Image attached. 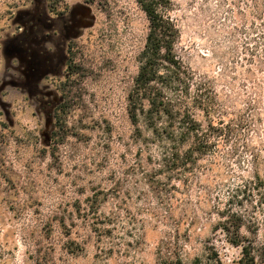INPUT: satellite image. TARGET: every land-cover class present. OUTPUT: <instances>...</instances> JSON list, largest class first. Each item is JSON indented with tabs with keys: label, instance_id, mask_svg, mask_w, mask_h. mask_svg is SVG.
Returning <instances> with one entry per match:
<instances>
[{
	"label": "rangeland",
	"instance_id": "obj_1",
	"mask_svg": "<svg viewBox=\"0 0 264 264\" xmlns=\"http://www.w3.org/2000/svg\"><path fill=\"white\" fill-rule=\"evenodd\" d=\"M171 2L177 53L198 76L221 95L233 93L230 82L242 98L264 94L245 75L250 0ZM50 4L67 14L53 15ZM148 31L137 0H0V264H158L164 246L193 264L207 240L223 264H239L241 249L212 232L218 216L209 211L252 174L250 154L228 145L189 186L157 175L149 132L128 113ZM62 101L65 128L52 142ZM255 106L261 121L249 142L264 158V101ZM254 235L264 246V226Z\"/></svg>",
	"mask_w": 264,
	"mask_h": 264
},
{
	"label": "trees",
	"instance_id": "obj_2",
	"mask_svg": "<svg viewBox=\"0 0 264 264\" xmlns=\"http://www.w3.org/2000/svg\"><path fill=\"white\" fill-rule=\"evenodd\" d=\"M137 2L147 16L149 31L128 95L130 120L139 132L142 121L149 132L143 138L151 146L147 145L149 149L157 151L158 170H161L157 175L166 172L170 177H183L187 186L198 178L203 164L215 159L219 150H225L228 145L236 149L241 146L249 152L252 174L241 177V181L228 191L225 200L217 196L218 201L209 212L218 216L212 232H223L228 243L241 249L239 264H264V246L257 244L254 235L264 226V169H261L264 158L249 142V131L255 129V121H261L260 115L255 113V105L264 101L261 99L264 94L252 97L247 93L242 98L243 95H238L235 90L236 83L230 82L233 93L221 95L212 79L198 76L177 53L181 30L171 15V0ZM49 6L54 13L61 11L53 4ZM250 15L253 44L245 46L250 63L245 75L254 84L252 88L257 95L256 90L264 88V0H250ZM72 45L71 41L69 74L76 67ZM233 49L236 52L237 48ZM222 69L226 73L229 67ZM259 72L263 75L259 76ZM237 99L244 100L247 106L236 113L228 112L229 104H237ZM65 107L66 103L62 101L54 109L52 142H57V129L65 128L62 118ZM197 110L203 112L206 124L197 117ZM228 114L230 117L226 119ZM115 219L119 220V216ZM207 242L204 257L195 256L193 264H223L214 243ZM158 258V264H170L173 258L178 264L182 263L181 251L174 253L165 246L159 247Z\"/></svg>",
	"mask_w": 264,
	"mask_h": 264
},
{
	"label": "flooded vegetation",
	"instance_id": "obj_3",
	"mask_svg": "<svg viewBox=\"0 0 264 264\" xmlns=\"http://www.w3.org/2000/svg\"><path fill=\"white\" fill-rule=\"evenodd\" d=\"M67 12L68 11H66V9H64L63 11L56 12V13L51 11V13L53 15H55V16H64L65 14H67ZM72 12H73V10L71 11L70 16H71ZM71 41H72V39H71ZM71 41L68 42V46H67V54H68V56H69L68 49H69V45H70ZM68 59H69V57H68Z\"/></svg>",
	"mask_w": 264,
	"mask_h": 264
}]
</instances>
